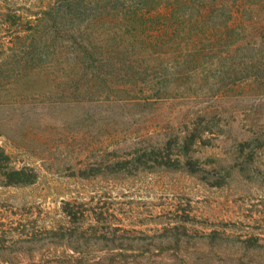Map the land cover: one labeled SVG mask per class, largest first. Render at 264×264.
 Listing matches in <instances>:
<instances>
[{"label":"rangeland","instance_id":"1","mask_svg":"<svg viewBox=\"0 0 264 264\" xmlns=\"http://www.w3.org/2000/svg\"><path fill=\"white\" fill-rule=\"evenodd\" d=\"M48 1L17 3L24 17H35ZM246 40L262 41L251 27ZM39 81H24L20 87L14 79L0 78V147L16 167H33L38 175L25 188H5L0 180V235L15 252L23 233L64 224L62 203L69 201L88 214L86 227L94 223V213H102L104 225L117 235L155 237L174 225L187 234L179 246L154 239L147 250L127 249L132 264H264L263 250L238 242L253 238L264 244V180L252 178L264 174V81L215 78L202 86L200 80L190 92H170L151 110L131 114L107 112L101 103L78 104L69 91H58L60 80H48L44 90ZM40 89L44 94L37 93ZM88 114L96 120L84 127L79 120ZM195 128L207 146L195 145L190 159L211 176L229 171L225 186L186 172L79 178L89 165L103 168L117 157L129 159ZM212 233L222 240L200 239ZM35 249L11 261L0 258V264H58L71 253L64 246L39 244ZM91 249L96 256L108 252Z\"/></svg>","mask_w":264,"mask_h":264},{"label":"trees","instance_id":"2","mask_svg":"<svg viewBox=\"0 0 264 264\" xmlns=\"http://www.w3.org/2000/svg\"><path fill=\"white\" fill-rule=\"evenodd\" d=\"M18 1L0 0V78L14 79L18 85L38 79L44 90L48 80H60L58 91H69L78 104L101 103L107 112L131 114L151 110L170 92H190L200 80L202 86L215 78L264 81V0H49L35 17H24ZM250 27L259 31L260 44L246 42ZM41 89L37 93L44 94ZM94 120L88 114L79 122L85 127ZM166 138L129 159L117 157L103 168L89 165L78 172L79 178L186 172L208 182L213 179L215 187L225 186L229 171L211 176L190 159L195 145H206L196 128ZM255 177L264 180V174ZM37 179L33 167H16L0 147L3 187H30ZM62 214L64 224L23 233L17 252L0 235V258L33 255L41 244L67 247L71 253L63 254L58 264H132L127 249L147 250L154 239L179 246L187 237L176 225L155 237L117 235L104 225L102 213H94V223L86 227L88 214L69 201L62 203ZM200 239L222 240L215 233ZM238 242L264 251L256 239ZM93 246L108 252L96 256Z\"/></svg>","mask_w":264,"mask_h":264}]
</instances>
